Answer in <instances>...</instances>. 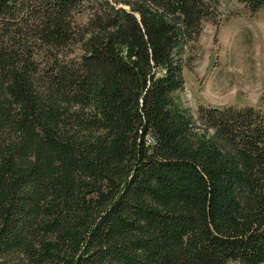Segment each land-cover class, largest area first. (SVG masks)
Here are the masks:
<instances>
[{"label": "trees", "instance_id": "16d2710c", "mask_svg": "<svg viewBox=\"0 0 264 264\" xmlns=\"http://www.w3.org/2000/svg\"><path fill=\"white\" fill-rule=\"evenodd\" d=\"M82 1L0 0V264H264V115L171 100L218 0Z\"/></svg>", "mask_w": 264, "mask_h": 264}, {"label": "rangeland", "instance_id": "374dc122", "mask_svg": "<svg viewBox=\"0 0 264 264\" xmlns=\"http://www.w3.org/2000/svg\"><path fill=\"white\" fill-rule=\"evenodd\" d=\"M100 1L83 0L74 22L84 24ZM77 47L69 59L79 56ZM188 55L183 85L171 95L174 106L194 117L198 107L250 108L264 115V5L251 13L237 0H218L213 21L202 23Z\"/></svg>", "mask_w": 264, "mask_h": 264}]
</instances>
